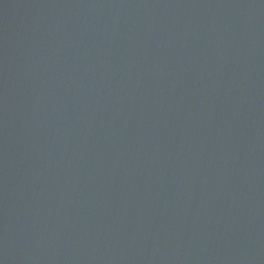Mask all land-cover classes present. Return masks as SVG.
<instances>
[{
    "label": "water",
    "instance_id": "obj_1",
    "mask_svg": "<svg viewBox=\"0 0 264 264\" xmlns=\"http://www.w3.org/2000/svg\"><path fill=\"white\" fill-rule=\"evenodd\" d=\"M0 264H264V0H0Z\"/></svg>",
    "mask_w": 264,
    "mask_h": 264
}]
</instances>
